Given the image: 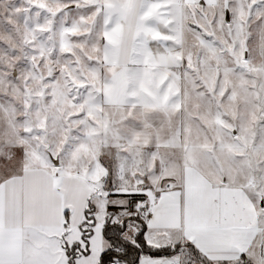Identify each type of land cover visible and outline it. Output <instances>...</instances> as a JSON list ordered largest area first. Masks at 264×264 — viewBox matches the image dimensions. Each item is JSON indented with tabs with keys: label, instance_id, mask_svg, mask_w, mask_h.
Here are the masks:
<instances>
[{
	"label": "snow or ice",
	"instance_id": "1",
	"mask_svg": "<svg viewBox=\"0 0 264 264\" xmlns=\"http://www.w3.org/2000/svg\"><path fill=\"white\" fill-rule=\"evenodd\" d=\"M25 4L42 19L0 35V264H264V0Z\"/></svg>",
	"mask_w": 264,
	"mask_h": 264
},
{
	"label": "rangeland",
	"instance_id": "2",
	"mask_svg": "<svg viewBox=\"0 0 264 264\" xmlns=\"http://www.w3.org/2000/svg\"><path fill=\"white\" fill-rule=\"evenodd\" d=\"M26 7L25 0H0V35L7 36L8 34H12V36L19 39L16 33L17 27L20 28L22 34L25 21H27L29 25H32L34 22L42 19V17L36 15V9H31L27 12L23 11ZM18 9L20 10L19 12H17ZM9 13H11L12 24L5 22V18L9 17ZM78 14L79 10L74 9L70 13L69 18ZM189 138L190 137H188L187 140ZM178 152H180V149H178ZM106 155L110 157L111 153H107Z\"/></svg>",
	"mask_w": 264,
	"mask_h": 264
},
{
	"label": "crops",
	"instance_id": "3",
	"mask_svg": "<svg viewBox=\"0 0 264 264\" xmlns=\"http://www.w3.org/2000/svg\"><path fill=\"white\" fill-rule=\"evenodd\" d=\"M188 137L191 136V138H194V133L186 132L185 133V140H187ZM178 149H180V152H178ZM163 151H166L169 158V169L165 173L167 175H175L179 177V173L181 170V167L184 163V149H183V143H177L174 144L166 149H162ZM202 171L204 174L213 182L219 180V175L216 174L214 171L208 169L207 167H203Z\"/></svg>",
	"mask_w": 264,
	"mask_h": 264
}]
</instances>
